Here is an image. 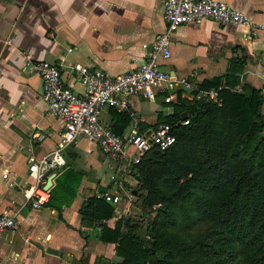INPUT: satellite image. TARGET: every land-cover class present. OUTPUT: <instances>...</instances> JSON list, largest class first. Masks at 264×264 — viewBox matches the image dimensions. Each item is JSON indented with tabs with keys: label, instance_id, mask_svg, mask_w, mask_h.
<instances>
[{
	"label": "crops",
	"instance_id": "crops-1",
	"mask_svg": "<svg viewBox=\"0 0 264 264\" xmlns=\"http://www.w3.org/2000/svg\"><path fill=\"white\" fill-rule=\"evenodd\" d=\"M225 1L263 27L252 29L249 23L209 18L180 23L171 34L170 55L159 66L199 85L234 68L241 58V79L263 90L264 0ZM161 10L160 0H0V209L5 205L18 209L17 228L0 229V264H119L115 242L101 239L98 232L126 214L115 211L108 200L109 216L82 213L85 200L99 197L96 192L105 189L117 191L121 195L117 203L122 209L125 205L122 188L110 177L114 166L93 141L79 137L63 151L66 165L62 169L80 174L69 202L55 206L47 200L39 207L21 204L22 187L32 183L28 161L55 146L62 128V120L46 109L33 64L40 59L58 64L62 80L80 90L69 65L85 64L109 73L134 66L145 55L142 42H149L163 27ZM223 83L221 76L219 84ZM182 94L193 96L190 91ZM174 98L172 90H155L152 97L129 95L132 114L127 112L122 131L132 123L133 114L140 128L150 127L158 112L172 109L164 101ZM115 111L104 107L100 119L120 126ZM58 174L51 177L50 187ZM122 182L138 191L134 176L126 174Z\"/></svg>",
	"mask_w": 264,
	"mask_h": 264
},
{
	"label": "trees",
	"instance_id": "trees-1",
	"mask_svg": "<svg viewBox=\"0 0 264 264\" xmlns=\"http://www.w3.org/2000/svg\"><path fill=\"white\" fill-rule=\"evenodd\" d=\"M236 63L199 84L217 87L222 76L228 87H219L216 99L177 89L173 100L164 101L172 109L150 123L167 122L174 135L167 147L151 146L134 163L151 233L137 234L139 227L126 216L98 232L115 242L119 264H264V89L242 80L243 60ZM237 83L241 89H232ZM115 112L121 124L110 126L121 132L129 115ZM79 175L60 170L48 201L69 202ZM111 211L93 195L82 205V213L94 218Z\"/></svg>",
	"mask_w": 264,
	"mask_h": 264
},
{
	"label": "built area",
	"instance_id": "built-area-1",
	"mask_svg": "<svg viewBox=\"0 0 264 264\" xmlns=\"http://www.w3.org/2000/svg\"><path fill=\"white\" fill-rule=\"evenodd\" d=\"M160 3L163 27L149 42H142V47L146 49L145 55L134 66L109 73L85 64L69 65L68 71L74 74L82 86L77 90L62 80L58 64L46 59L33 64L41 79L40 95L46 102V109L62 120V128L55 146L38 159L28 161L27 174L32 178V183L22 187L21 204L39 207L46 203L49 198V186H44L47 174L60 171L66 165L64 149L77 138L84 137L96 143L113 164L115 170L110 177L116 183L115 186L122 188L125 205L122 209L117 203L121 199L117 191L105 189L96 192V195L112 202L118 213L123 211L126 214L136 194L128 183L129 187H125L122 182L124 175L135 177L134 163L139 156L151 146L159 149L167 147L174 135L167 122L140 128L134 114L129 127L116 132L100 119L102 109L111 107L132 114L128 96L141 94L152 97L155 90L175 92L181 89L192 92L196 97L216 99L217 89L228 87L225 83L217 87H200L186 75H174L160 68V62L170 55L172 32L180 23L198 22L205 18L219 23L245 22L252 29L263 27V24L251 21L245 12L225 0H160ZM239 88L237 85L232 89ZM186 120L183 119V122ZM135 181L137 183L136 178ZM17 212V208L3 206L0 209V229L14 231L18 223ZM146 221L147 218L143 220L144 224Z\"/></svg>",
	"mask_w": 264,
	"mask_h": 264
},
{
	"label": "rangeland",
	"instance_id": "rangeland-1",
	"mask_svg": "<svg viewBox=\"0 0 264 264\" xmlns=\"http://www.w3.org/2000/svg\"><path fill=\"white\" fill-rule=\"evenodd\" d=\"M263 113H264V108H263ZM139 189L140 188H138V191L135 192L136 193L135 200L133 199L131 201L132 204L130 205V208L125 216L128 217L129 221H132V223L136 227H140V226L145 227L143 220L146 218L148 220V217L151 215V212L146 207H143L141 203V192L142 191ZM150 233L151 232L149 231V229L147 230L146 228L143 236L149 237Z\"/></svg>",
	"mask_w": 264,
	"mask_h": 264
},
{
	"label": "water",
	"instance_id": "water-1",
	"mask_svg": "<svg viewBox=\"0 0 264 264\" xmlns=\"http://www.w3.org/2000/svg\"><path fill=\"white\" fill-rule=\"evenodd\" d=\"M182 116L185 115V111H182L181 113ZM55 173L54 172H50V174L47 176L45 182H44V186L45 187H48L50 188V183H51V177L54 175ZM145 227L144 226H140L137 230H136V233L139 234V235H143L144 232H145Z\"/></svg>",
	"mask_w": 264,
	"mask_h": 264
},
{
	"label": "bare ground",
	"instance_id": "bare-ground-1",
	"mask_svg": "<svg viewBox=\"0 0 264 264\" xmlns=\"http://www.w3.org/2000/svg\"><path fill=\"white\" fill-rule=\"evenodd\" d=\"M147 232V231H146Z\"/></svg>",
	"mask_w": 264,
	"mask_h": 264
}]
</instances>
